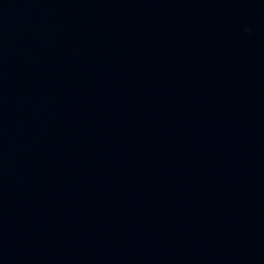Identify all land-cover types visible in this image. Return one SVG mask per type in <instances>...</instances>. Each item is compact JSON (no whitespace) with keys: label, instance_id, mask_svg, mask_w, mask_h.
Returning <instances> with one entry per match:
<instances>
[{"label":"water","instance_id":"95a60500","mask_svg":"<svg viewBox=\"0 0 264 264\" xmlns=\"http://www.w3.org/2000/svg\"><path fill=\"white\" fill-rule=\"evenodd\" d=\"M0 264H264V0H0Z\"/></svg>","mask_w":264,"mask_h":264}]
</instances>
